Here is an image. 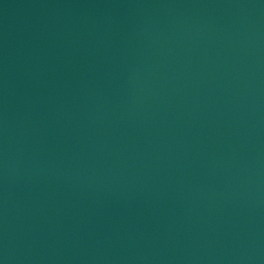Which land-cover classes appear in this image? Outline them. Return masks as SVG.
Instances as JSON below:
<instances>
[{
  "label": "water",
  "instance_id": "obj_1",
  "mask_svg": "<svg viewBox=\"0 0 264 264\" xmlns=\"http://www.w3.org/2000/svg\"><path fill=\"white\" fill-rule=\"evenodd\" d=\"M0 264H264V0H0Z\"/></svg>",
  "mask_w": 264,
  "mask_h": 264
}]
</instances>
